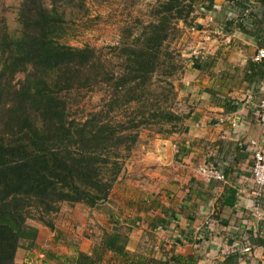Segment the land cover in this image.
<instances>
[{"label": "trees", "instance_id": "obj_1", "mask_svg": "<svg viewBox=\"0 0 264 264\" xmlns=\"http://www.w3.org/2000/svg\"><path fill=\"white\" fill-rule=\"evenodd\" d=\"M214 1L155 0L136 32L126 27L115 45L100 49L63 41L75 37L88 11L84 0H20L11 24L0 19V264H29L17 254L38 248L40 233L31 223L54 231L61 205L101 208L141 132L185 130L174 85L185 59L177 60L169 45L195 29ZM193 63L202 71L209 65L201 57ZM93 93L101 104L87 110L82 104ZM127 242L116 223L102 230L89 254L46 252L41 262L168 264L129 253Z\"/></svg>", "mask_w": 264, "mask_h": 264}, {"label": "crops", "instance_id": "obj_2", "mask_svg": "<svg viewBox=\"0 0 264 264\" xmlns=\"http://www.w3.org/2000/svg\"><path fill=\"white\" fill-rule=\"evenodd\" d=\"M196 23L195 29H184L194 42L185 46L184 72L175 84L185 130L156 136L148 163L141 159L125 162L116 187L124 183L138 191L148 175L150 187L137 195H125L123 202L114 200L112 191L97 209L101 219L95 223L101 233L117 223L128 234L129 253L157 262L264 264V245L253 242L264 239V191L255 199L262 217L259 220L251 211L253 148L249 145L253 141L254 149L264 152V126L259 122L264 61L253 60L256 51L264 48V1L215 0L214 10ZM198 57L209 64L204 71L194 66L193 59ZM136 165L137 170L142 169L138 178L133 176ZM204 165L222 171L225 181L205 183L195 173ZM74 207L69 206L68 212H74ZM50 232L53 242L65 245L56 223ZM98 241L90 250L72 243L71 253L60 257L78 251L89 254ZM38 242L39 247L40 235ZM42 252L59 258L51 250ZM174 256L183 260L176 263Z\"/></svg>", "mask_w": 264, "mask_h": 264}, {"label": "rangeland", "instance_id": "obj_3", "mask_svg": "<svg viewBox=\"0 0 264 264\" xmlns=\"http://www.w3.org/2000/svg\"><path fill=\"white\" fill-rule=\"evenodd\" d=\"M154 1L155 0H84V4L88 11L86 14L80 15V20L77 22L74 30L75 37H68L63 41L67 45L74 47L88 45L96 49L115 45L124 34V29L126 27H131L135 29L136 32L138 30V28H136V26H138L137 20L146 22L149 19L150 8ZM19 2L20 0H0V19L4 18L7 20L8 24H11L14 20L15 10ZM180 27H182V24H180ZM193 42L191 37L183 30L182 33H179L177 39L169 45V48L177 53V60H182L184 59L182 57L185 55L184 50L187 51L185 46L188 45V43L189 45L193 44ZM108 57L113 62L117 61V56L108 55ZM175 84H177L176 81L174 85ZM100 100L101 94L93 93L87 97L82 105L87 110H95L101 104ZM179 109L180 105L177 102L175 110L180 115H183L182 113L184 111H179ZM156 130L157 129L141 132L139 138L141 142L139 141L137 147L140 144L141 146L133 150L126 162L130 160L133 162H140L141 159L145 160V163H148V161L151 160V153L155 150V148H153L155 145L152 144L153 139L156 136L168 137L163 134L158 135L153 133L156 132ZM135 167L136 171L133 172V176L138 178L140 177L138 173H140L142 169L139 168L140 171L137 170L139 165ZM140 179L142 180V178ZM149 182L150 176H144L138 189L141 191L147 190L150 187ZM113 188L112 191L115 193L114 200H119L118 202L125 200V195L133 196L134 194H139V190L137 191L134 189L133 185L128 186L122 183L116 187L115 184ZM121 189H127L129 192L125 194ZM68 207L69 206L66 204L61 205L60 212L54 216V222L63 232L61 240L65 242V245L53 242L54 238L51 236V232L48 228L46 229V227L44 228L40 224L31 223L39 228L42 243H40L38 248L32 250L20 248L18 254L25 255V258H21L22 260L26 259L29 264H42L41 259L45 258L42 251H45V249L56 252L58 254L57 256L60 257V255L71 253L72 250L70 249V245H72V243L79 244V248L82 250H90L91 245L99 240L101 231L99 225L95 223V221L96 219L100 221L101 217L100 214L96 212L97 210L94 209L90 212L87 208L76 205L74 208L77 209L70 213L68 212ZM56 231L58 232L60 230ZM21 259L18 260L21 261Z\"/></svg>", "mask_w": 264, "mask_h": 264}, {"label": "built area", "instance_id": "obj_4", "mask_svg": "<svg viewBox=\"0 0 264 264\" xmlns=\"http://www.w3.org/2000/svg\"><path fill=\"white\" fill-rule=\"evenodd\" d=\"M255 62L264 61V48L258 49L253 58ZM222 122V121H221ZM259 122L264 126V98L259 103ZM252 150V166H251V180L254 185L253 190V207L251 209L254 218L261 219V212L259 211V205L255 199L259 198L264 191V152L254 149L255 142H249ZM195 173L202 178L205 183L212 182H224L225 175L222 171L214 166H198Z\"/></svg>", "mask_w": 264, "mask_h": 264}]
</instances>
